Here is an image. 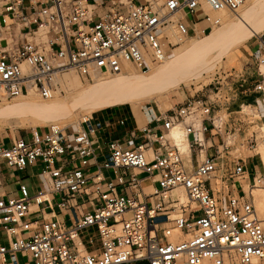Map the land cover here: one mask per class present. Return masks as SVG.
<instances>
[{"label": "built area", "instance_id": "built-area-1", "mask_svg": "<svg viewBox=\"0 0 264 264\" xmlns=\"http://www.w3.org/2000/svg\"><path fill=\"white\" fill-rule=\"evenodd\" d=\"M247 1L118 0L116 4L125 5L126 12L111 11L94 21L87 0H0V100L31 91L53 99L62 92L64 75L70 72L85 81L94 75L148 72L172 45L167 27L173 25L187 36L193 30L185 17L205 4L215 11L237 12ZM201 13L212 27L210 15L204 9ZM257 44L233 83L236 92L249 87L264 95V72L254 71L264 65V39ZM251 77L258 80L252 87ZM221 91L215 85L217 100L196 96L169 109L163 130L157 133L159 142H168L167 148L151 162L142 144L122 148L116 140L105 141V165L141 171L154 178V191L145 197L141 192L127 196L117 193L113 185L106 191L97 186L102 204L81 215L75 206L86 181L84 171L57 163L69 150L84 165L88 163L94 147L86 132L76 134L71 145L65 136L67 126L58 125L1 141L0 185L4 166L23 171L40 160L51 189L32 194L21 184L18 195L0 194V229L11 236L9 246L0 248V264H264V219L257 215L252 193L262 179L247 191L235 185L245 172L239 158L242 151L258 152V134L254 130L247 136L251 126H245L256 125L262 113L254 98L242 103L233 117L228 111L230 99ZM217 107L223 115H216ZM223 110L229 114L227 119ZM83 122L88 132L104 128L101 122L93 127L91 118ZM176 127L184 130L188 150L174 138ZM210 128L222 140L212 147L205 138ZM213 177L228 182L219 195L210 185ZM51 193L61 196L60 206L72 209L75 219L64 225L57 217L42 218L39 227L23 235L22 219L33 202L49 201ZM174 228L186 232V238L170 240ZM84 234L90 241L99 237L98 253L83 250ZM19 254H25L28 262L20 263Z\"/></svg>", "mask_w": 264, "mask_h": 264}, {"label": "rangeland", "instance_id": "rangeland-1", "mask_svg": "<svg viewBox=\"0 0 264 264\" xmlns=\"http://www.w3.org/2000/svg\"><path fill=\"white\" fill-rule=\"evenodd\" d=\"M250 1L251 0H248L244 4V8L241 7L237 10V12H230L227 10L224 11V18L222 19L226 24L228 23L226 27H231L230 25L233 23L231 22V18H229L230 16H233L236 19L234 25L232 26V30H223L225 27L222 22H215L218 16L215 15L214 17H211L210 15L213 22L211 28L207 29L204 33L201 32L200 29L191 31L187 36H185V40L188 44L193 42L203 43V41H205L203 39L210 36L213 32H220L218 34L219 38L215 40L214 45L204 46L203 44L201 46L203 53H200L199 51L188 52V47H186L187 49L185 48L187 51H184L183 48H178L180 44L174 45L172 43V45L167 49V52L173 51L172 53H180V56H170L163 62L160 61L156 63L155 66H153L152 71H131L130 73L132 74H123L114 77L94 75V78L89 81L83 80L75 72H70L76 74L81 80L82 86L80 88L68 89L63 87L62 92L53 99H43L36 93V100L43 104L52 105L55 99H59V101L62 102L64 101V103H66L67 113L62 115L47 116L35 113L24 115L23 110L20 111L23 108L19 109V104L24 99V95L6 98L3 100L1 99L0 110L8 112V115L6 116L7 120L5 122L10 125L0 127V136L5 138H8V136L22 137L24 135H29L34 129H47L54 125L76 126L91 117L100 118L104 126L106 124L104 121L105 119L109 123L116 121L117 125H124L128 120L129 106L132 103L121 104L119 102L120 99H123L125 95L130 93L132 89L131 86L138 82L150 83L154 81L155 86H159V88L165 90L161 97H157L156 99H152L150 101L145 99L147 97L148 90L135 93V97H137L138 102H141L138 104L148 105L158 103L163 107H170L168 103V96L171 94L175 95L174 92H177L175 96L180 97L181 100L190 99L196 96L209 95H211L212 99L217 100L213 92V87L216 85L222 90V95H225L230 99V103L228 104L230 109L228 111L231 114L235 111L234 114H237L236 109L238 111L239 108H236V105L232 107V102L234 100L237 101V92L235 91L233 83L237 82V77L246 69L247 64L251 61L252 42L257 36L261 37L264 34V0H257L255 4H251ZM239 14L242 15L241 19L238 18ZM191 17L192 16H187L185 19L188 21ZM165 30L167 31L168 28ZM252 30H255L256 33L251 34ZM246 34L250 36L242 40L239 39ZM230 73L231 75H228ZM177 75H200L201 80L185 88L171 91L167 90L172 82V78ZM90 95L102 97L105 100L107 99V104H102L99 106L101 109H96L93 105L82 103V99H86V96L90 97ZM259 107L263 115V119L256 123L258 126L248 124L245 128L251 126L248 129L247 136L251 134V131L249 132V130L253 128L252 130L257 132L259 142L262 144V142H264V127L262 125L264 124V100L261 101V105H259ZM244 109L246 112L251 113L247 106H244ZM218 110H220L219 107H217V111ZM221 111L222 110L217 112L216 115H223ZM223 111L225 116L224 118L227 119L229 114L226 110ZM103 121L105 123H103ZM261 125L263 128H258ZM174 131L178 133L180 132L179 134L182 135V137L176 141L182 143L184 149L186 148L185 150H188L184 130L176 127L172 130V134ZM260 150L263 151L262 147ZM259 187H256L252 193L254 195L257 215L259 218L264 219V211L260 210L257 205L256 191ZM184 238H186V232L184 231H172L169 237L172 241H179Z\"/></svg>", "mask_w": 264, "mask_h": 264}, {"label": "crops", "instance_id": "crops-1", "mask_svg": "<svg viewBox=\"0 0 264 264\" xmlns=\"http://www.w3.org/2000/svg\"><path fill=\"white\" fill-rule=\"evenodd\" d=\"M87 1L93 8L92 17L94 21H98L111 11L123 13L127 10L125 5L116 4L118 0ZM191 16L192 17L188 20L191 30L196 31L198 29L211 28L209 20L201 11ZM260 38L264 39V34L261 37L257 36L252 42V51H257V43ZM263 69L264 65H260L259 68L256 66L254 71L257 72L261 70L264 72ZM129 74L132 73H127V75ZM262 79L263 77L260 78L259 81ZM257 82L258 80L256 78L251 77L248 84L252 87ZM246 90L247 91L244 92L243 88H239V91H237V101L234 100L232 102V107L236 105V108H239L242 103L252 101L254 98H256L259 105H261V101L264 100V95L259 92H251L249 87ZM174 94L176 95L177 92H174ZM175 95L171 94L168 96L170 107H163L158 103L148 105L132 103L129 106L128 120L121 126L117 125L116 121L109 123L106 119L104 120L106 122L104 128L101 130L97 129L94 132H88V127L84 122L76 126L67 125L65 136L70 145L73 143V138L76 134L86 132L93 141L94 147V153L88 157V163L86 165H84L82 160L71 150H69L57 163V165H62L65 169L80 167L84 171L86 181L79 188L78 200L75 206V210L79 215L91 210L93 206L102 204V200L96 192L97 186H101L102 190L106 191L109 186L113 185L116 187L117 193L127 196H133L136 192H141L142 196L145 197L153 193L155 187L154 178L148 177L146 174L134 168L111 169L105 165L108 149L104 142L107 140H116L122 148H135L142 144L146 148L147 160L149 162L153 161L155 156L164 153L167 148L168 142L164 144L157 140V133L163 130L164 117L168 114L169 109L173 105L186 103L189 99L181 100L180 97ZM233 113L235 112H232L234 117ZM104 121L103 123H105ZM96 122H101V119L91 117V125L93 127L96 126ZM27 136L29 135H24L22 137ZM205 138L210 147L218 145L222 141L217 131L213 128H210V130L206 132ZM10 139L11 136H8V138L0 136V142H9ZM169 144H172V142L169 141ZM261 147V142H258V152L254 150L242 151V155L239 158L245 163V172L235 182L239 191L243 189L247 191L249 187L254 186L258 179H262L260 186L264 187V157L261 155ZM42 168L43 163L40 160L34 164H30L23 171L17 168H8L4 166L1 176L2 185H0V194L18 195V189L21 184H26L32 194H36L39 191L50 190V183L43 175ZM216 175L218 176L219 174L217 173ZM134 178L138 179L139 184L135 182ZM227 183L226 180L220 181L217 180L216 177H213L210 185L213 187L214 192L219 195L218 191L222 190ZM60 202L61 196L56 193H51L50 200L42 204H37L34 201L28 216L22 219L21 231L23 235H27L39 227L42 218L49 219L57 217L64 225H70L75 219V213L72 209L60 206ZM10 239L11 236H9L7 230L4 228L0 229V248L9 246ZM81 240L83 242L84 251L89 253H98L100 251L101 240L99 237H93L90 241L88 236L84 234ZM18 258L20 263L28 262L25 254H19Z\"/></svg>", "mask_w": 264, "mask_h": 264}, {"label": "bare ground", "instance_id": "bare-ground-1", "mask_svg": "<svg viewBox=\"0 0 264 264\" xmlns=\"http://www.w3.org/2000/svg\"><path fill=\"white\" fill-rule=\"evenodd\" d=\"M250 2H251V4H255L257 2V0H251ZM243 6H242V8H244ZM202 9L206 10V12L209 15H211V17H214L215 15L218 16V18L215 20V22L216 23L222 22V24L225 27V29H223V30H232V26L234 25L236 19L233 16H230L229 18H231V20H232L231 22H233V23H232V25H230L231 27H226L228 25V23L226 24L224 22V20L222 19V18H224V11L225 10L215 11V10H212L206 4L203 7L199 8V11H201ZM220 17H221V19H220ZM238 18L241 19L242 15L239 14ZM167 28H168V30L166 31V35L168 36V40L171 43H173L174 45L180 44V46L178 48H183L184 51L187 49L186 47H188L189 48L188 52L199 51L200 53H203L201 46L203 44H204V46L205 45L206 46L214 45V42H215V40H217V38H219L218 34L220 33L217 31L213 32L210 36L203 39V40H205V41H203V43L193 42L191 44H188V42L185 40V36L180 34V32L175 28V26L171 25ZM226 28H229V29H226ZM252 31H251V34L256 33L255 30H252ZM248 34H250V33H248ZM250 35L246 34L245 36H242L239 39L242 40V39L248 38ZM231 49H233V48H231ZM172 52H166V54L162 58L161 62H163L165 59H167L170 56H172V57L180 56L179 55L180 53H172ZM152 70H153V67H152L151 71ZM124 74H127V73H124ZM96 76H98V75H96ZM200 80H201L200 75L199 76L198 75H193V76L177 75V76L172 78V82L169 85V88L167 90L171 91V90H176V89H180V88H185V87H188L192 84H195L196 82H198ZM81 86H82V82L76 74H74V73H68L67 74L66 73L64 75V78H63V87L64 88L66 87L68 89H73V88L77 89V88H80ZM96 86H97V84H96ZM131 88H132L131 89L132 92L130 91V93L125 95V97L123 99H120L119 103H121V104L122 103H136V104L141 103V102H138L137 97H135L136 96L135 93L140 92V91L148 90L147 97L145 98L147 101H150L152 99H156L157 97H161L165 91L162 88H159V86H155L154 81L150 82V83L138 82V83H135L134 85H132ZM36 95L37 94L34 91H31L28 95H24L25 96L24 99L19 104L20 105L19 109L23 108L20 111L23 110L24 115L35 113V114H39V115L59 116V115H62L64 113H67L66 103H64V101L62 102V101H59V99H55L54 103L52 105H47V104H43L41 102H38L36 100ZM106 100L102 97L90 95V97L86 96V99H82V103L93 105V106H95L96 109H101L99 106H101L102 104H107ZM7 115H8V112L0 110V126L1 127L5 126V125H10V124H6V122H5L7 120V117H6ZM262 125L264 127V124H262ZM262 125L259 126L258 128H261ZM256 126H258V125L256 124ZM252 129L253 128H251L249 130V132L251 131V133H252L254 131ZM179 133L175 132V131L173 133L174 138L176 140L180 139V137H182V135ZM185 138H186V136H185ZM179 144L184 149L183 144L182 143H179ZM187 148H188V146H187ZM262 150L263 151L260 150L262 152L261 155H263V157H264V142H262ZM256 196H257V203H258L257 205L259 206V209L264 211V189L259 187L258 190L256 191ZM175 231L179 232L181 230L179 228H174V232Z\"/></svg>", "mask_w": 264, "mask_h": 264}]
</instances>
